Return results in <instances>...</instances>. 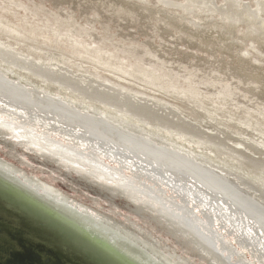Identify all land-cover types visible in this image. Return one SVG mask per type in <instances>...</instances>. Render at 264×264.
<instances>
[{"label": "rangeland", "instance_id": "374dc122", "mask_svg": "<svg viewBox=\"0 0 264 264\" xmlns=\"http://www.w3.org/2000/svg\"><path fill=\"white\" fill-rule=\"evenodd\" d=\"M204 1L199 0L198 2L197 0L194 5L200 7ZM209 1L206 0L204 3H210L211 12L197 13L195 16V14L188 15L179 11L177 5L179 6L183 0H0V46L13 51L17 57L15 60L0 56V73L2 72L6 77L9 75L15 81L19 80V83L30 85L32 88L37 85V90L46 91L50 97L64 99L66 102H70L72 106L79 105L83 111L85 110V113H97L98 116H102L110 123L113 122V124L124 129L130 127L129 124L131 123L137 128L139 127V130L142 128L141 131L143 132L144 130L145 132H154L157 134L155 136H160L159 138L169 147L177 148L180 150L179 152H183L181 155L187 156V163L194 169L197 168L196 166L200 169H209L232 181V178L227 177L221 167L228 170L237 163L234 165L237 166L236 168L243 164L241 169L249 168V171L246 170L249 172V174L247 173L248 177L255 179L256 176L250 171L253 169L256 171L260 168L254 167L253 162L259 160L264 166V35L261 37L250 36V38L245 33L248 24L246 20H241L233 26L223 23L217 15L222 10L224 0ZM236 1L242 6L243 4L245 7L247 5L248 10H252L257 0ZM252 1L255 3L253 4ZM261 1L264 2V0ZM214 6L216 7L214 8ZM206 14L215 15L213 18H208ZM263 14L264 12L261 15ZM263 17L264 15L261 16L262 19H264ZM214 18L217 20L216 22ZM242 23L243 25H241ZM30 63L32 65L39 63L52 68L54 71L62 70V74L66 75L67 73V76H72V78L75 75L73 79L76 83L86 84L95 80L100 83L108 82L109 85L112 84L110 86L116 87L133 97L149 99L165 108L161 111L159 108H155L150 115L143 110L133 113L130 106L122 105V111L118 108L120 113L117 112V109L108 106L112 104L110 101L106 100V104H99V102L88 99L84 92L82 94L62 83L36 74V70L31 67ZM20 64L22 65L20 66ZM90 78L91 80H89ZM86 79L89 81L87 80L85 83ZM166 108H171L180 115L170 113L165 110ZM89 109L92 110L89 111ZM99 110L103 112L101 113ZM126 112L130 114H124ZM133 115L139 120L146 117L149 121L152 120L151 122L155 126L149 125L151 126L149 127L145 122L139 120L138 122ZM119 116H124V119ZM159 116L162 117L160 120ZM15 119L0 114V136L2 137H0V144L4 145L6 150L11 149L20 155L14 156L16 157L14 159L9 158L3 152L5 149H0V160L13 164L16 168L26 172H35L40 178L31 173L32 176L45 184L49 183L44 179L49 177L56 179L53 183L68 196H73L69 189L76 186L79 189L75 192L78 193H75V197L71 199L83 205L85 211H94L95 209L98 213H103L113 219L117 226L121 227L122 225L134 231L117 215L114 216L104 207V210L96 209L88 201L89 196L99 198L102 201L104 198L113 197L112 201L105 200L111 206L110 210L115 212L118 208L122 212L126 211V208H122L124 207L122 203H126L125 200H122V203L120 200H114L116 188L113 187V184L101 179L98 180V176L92 173L89 175L87 173L89 170L84 169L88 167L86 164L91 162L90 164L99 166L105 173L116 175L122 182L138 186L139 181L136 180V176L127 173H124L126 176L117 174L108 165L95 161L80 154L81 151H77L72 153V156L77 158L79 154L82 155L83 158L79 160L85 167L81 169L78 165L72 164L74 167L68 168L70 173H72L71 169H81V174H79L80 177L76 176V179L74 175L70 178L69 173H66L68 175L66 176L63 171L57 170L55 160L49 161L55 151L64 153L61 150H56L58 141L52 145L46 143L42 138L38 139L35 135L37 133L35 128L31 127L32 129L28 133L23 129L26 126L17 119L15 121ZM115 119L117 120L115 121ZM7 122L18 127L20 124L23 128L14 129ZM182 123L184 125H180ZM159 124L160 126H158ZM194 125L199 128H194ZM155 127L157 128L155 129ZM132 128L134 127L132 126L130 129ZM43 137L46 138L44 135ZM177 144L179 145L177 146ZM206 144L208 147L205 148ZM32 145L35 148L29 150ZM197 146L201 147L200 149L203 151ZM216 148L217 150H215ZM39 149L43 153L39 152ZM216 156L217 158H215ZM235 167L233 168L235 169ZM258 173L261 174L257 178L262 177L264 180V172ZM233 184L237 193L240 191L237 194L239 199L241 196L250 199L257 193L253 186L243 179L233 182ZM66 186H70L69 189ZM88 186L90 188L82 189ZM149 188H151V192L156 194L154 187ZM106 190L113 192L105 197L102 192ZM161 195H158L160 198L155 195V198L160 199V203L163 201L166 206L171 207L176 216L192 220V217H186L185 208ZM242 201L245 202V199ZM251 202L258 203L253 198H251ZM247 205L249 204L247 203ZM258 205L260 204L258 203ZM254 206L251 205V207ZM132 207L137 214L135 216L137 220L147 219L154 228L152 232L159 240L168 239L173 244L180 242L181 246L184 247L183 249H187L185 251L189 252L192 257H196L197 262L200 259L205 262L204 264L212 263L207 255L206 257L198 256L195 245L182 234L173 222H166L162 220V216L150 212L151 207L147 208L148 210L136 209L135 205ZM254 208L258 211L261 209L257 204ZM261 213L264 214L263 211ZM192 221L204 234L213 236L214 242L212 244L222 258L227 259L229 264H241L242 255L238 253L237 256L232 255L226 249L232 247L229 243L221 240L222 238L220 239L217 233L203 228V225L201 226L197 221ZM149 240L160 249L154 240ZM145 246L156 250L154 247H148L147 244ZM157 252L161 253L159 250ZM172 257H169L171 263H175L173 260L175 258ZM187 258L194 264H198L189 257Z\"/></svg>", "mask_w": 264, "mask_h": 264}, {"label": "bare ground", "instance_id": "6f19581e", "mask_svg": "<svg viewBox=\"0 0 264 264\" xmlns=\"http://www.w3.org/2000/svg\"><path fill=\"white\" fill-rule=\"evenodd\" d=\"M204 2H202V6L196 7L194 4L197 3V0H183V2L179 6L177 5V8H179V11L188 15L195 14L196 16L197 13H210L212 10L211 5H209L210 3L208 4ZM254 3L255 2H253V4ZM215 7L216 6H214V8ZM246 7L248 6L246 5ZM246 7L244 6V4L243 6L241 3L239 4L236 0H224L223 7H220L222 10H218L219 13L217 16L223 23H227V25L232 26L241 20H246L248 24L246 26L245 33H247L249 37L256 35L261 37V35H264V19L261 18V16L264 15H261L262 12H264V2L261 0H257L255 3V7L252 10H248V8ZM206 15H208V18H213L215 14L213 16L212 14ZM216 21L217 20H215V22ZM241 25H243V23ZM192 26L195 27L194 25ZM0 56L10 59L17 58L15 57L13 51L5 49L1 46ZM21 65L22 64H20V66ZM8 67L6 68L8 69ZM31 67L36 70V74L44 76L45 78H50L55 82L62 83L68 88L75 89L81 93L84 92V94L86 93L85 96L88 99L99 102V104H106V100L108 102H112V104L114 103V105L109 104L108 106L117 109V112L122 111V105H126L128 107L130 106V109L133 111V113L143 110L148 112L147 114L150 115H152L151 113L155 108H159L160 111L165 108L159 104L154 103L153 101H150L149 99L142 97H133L116 87L110 86L112 84L109 85L108 82L100 83L96 82V80L89 81L91 80L90 78L89 80L86 79L85 83L87 82V80L89 81L86 84L76 83L75 79H73L75 78V75L72 78V76H67V73L66 75L62 74V70L54 71L52 68L45 65L43 66L39 63H34V65L31 64ZM70 73H68V75H70ZM7 76L8 77H6L2 72L0 73V114L4 115L7 118L14 117L17 120L21 121L22 125L26 126L25 128H23V126L15 122L19 125L18 127L7 122L9 125L11 124L14 129L23 128L24 131L29 133L32 128H35V130H37V133L35 135L38 139L42 138V140H44L46 143L52 145H55L58 141L56 150H61L64 153L55 151L54 155L49 159V161H52V159L56 161L55 165L58 168L57 170L63 171V173L66 176L69 175L70 178H72V175L75 176V179L77 178L76 176L80 177V170L82 169V167H85L84 164H82L79 160L80 158H83V156L80 154H83L84 156H88L95 161L97 160L102 164L108 165L111 170L116 172L117 174H121L124 176H126L124 173L133 174V176H136L138 178H136V180L139 181V184L138 186H134L122 182L117 178L116 175L105 173L99 166L90 164L91 162L89 164H86L88 167H85L86 169H84L89 170V172L87 171L89 175L90 173H92L98 176V180L101 179L102 181H105L107 183H112L113 187L116 188L114 200H120L121 203L122 200H125L126 203H122L124 204V207L122 208H126V211L122 212V210H119L118 208L115 212L110 210L111 206H109L107 203L108 201L105 202V200L112 201L113 197H107V195H110V192H113L112 190H106L102 192L104 196L107 197V199L104 198V201L99 198H92L91 196H89L88 201H90V203L94 205L96 209H107L114 216L117 215L120 220L132 227L134 231L127 229V227H123L122 225L121 227H119V225L117 226V224H114L113 219L103 213H98V211H96L95 209L94 211L89 210L93 213L85 211L83 205L71 199L75 197V193H78L75 192V190L79 189L76 186L70 189V186H66L72 193L70 194L73 195L68 196L53 183L56 181V179L50 177L48 179H44L47 183H49L45 184L42 181H39V179L32 176L31 173L33 172L29 173L22 169H18L13 166V164H10L3 160H0L1 177L17 186L18 188H21L23 191L34 197L39 202L43 203L62 217L66 218L85 232L89 233L108 247L112 248L113 250L127 258L133 264H194L187 257L197 262L196 257H192L189 252L185 251L187 249L184 250V247L181 246L180 242H175L176 244H173V242L169 241L168 239L159 240V238L152 232L154 228H152V225L147 219L141 218L140 220H137V218L135 217L137 214L135 213L134 207H132L133 205L136 206V209L141 210L151 207L149 210L150 212L157 213L158 216H162V220L166 222H173L175 226H177V228L181 230L182 234L185 235L195 245V247L197 248L198 256L206 257L207 255L208 257H210V260L212 262L211 264L229 263L226 261L227 259L222 258L221 255L215 250V247L212 244V242H214L213 236L204 234L192 220L197 221L198 224H200L201 226L203 225V228L208 229L210 232L217 233V236L220 237V239L222 238L221 240L229 243L232 247L226 249L230 251L232 255H242L241 264H264V214L261 213V211L264 212V180L262 179V177L257 178V176L261 174L258 172H264V166L261 161L256 160L253 162L254 167L260 168L258 170H256V168V171H253L254 169L250 171L253 175L256 176V178L253 177L255 179H251L248 177L249 172H247L246 170L248 169L249 171V168L244 167L246 168V170L241 169V165L244 166L243 164H240V166L238 165V168H236L237 166L235 167L234 165H237V163H233V167H235V169L232 166H229L232 169L228 170L222 169L221 167V170L227 175V177H231L232 181L229 178L224 177V175L220 176L218 174H215L209 169H200V167L198 166L196 167L199 169H194L192 168L193 166L190 167L187 163V156L184 157L183 155H181L183 152H179L180 150H178L177 148L171 146L169 147L166 143L163 142V140L159 138L160 136L156 137L155 135L157 134H155L154 132L146 131L147 133H149L147 134L145 130L143 132L141 131L142 128L141 130H139V127L137 128V126H134V124L131 123L129 124L130 127H127V122H123L127 123V128L124 129L118 125L113 124V122L110 123L106 118L98 116L97 113H85V110L83 111V108L79 107V105L77 104V106H72L70 102L68 103L64 99H54V96V98L50 97V95H48L49 93L47 94L46 91L37 90L36 84V87L33 86L32 88L30 87V85L27 86L19 83L18 79V81H15L9 75ZM23 76L25 77V75ZM77 77L80 78V76ZM95 107H93L94 110ZM118 108L120 111L118 110ZM90 110L92 109H89V111ZM165 110H168L170 113L179 114L171 108H166ZM102 112L103 111H101V113ZM128 112H130V110ZM124 114L129 115L130 113L126 112ZM133 116L136 121L139 120L135 115ZM160 117L161 116H159V120ZM180 117L183 119L182 116ZM16 119L15 121H17ZM116 120L117 119H115V121ZM139 121L143 123L145 122L148 126H155L154 124H152V120L149 121V119H146V117L145 119L140 118ZM131 125L134 128L130 129L132 127ZM180 125L184 124L182 123ZM158 126H160V124ZM156 128L157 127H155V129ZM194 128L199 127L197 125H194ZM43 135L46 136V138L43 137ZM145 137H148L149 139ZM150 140H152L153 142L155 141L154 144ZM222 140L224 139L222 138ZM221 142L223 143V141ZM178 145L179 144H177V146ZM197 147L198 149L201 148L199 146ZM206 147H208V145L205 146V148ZM34 148L35 146L32 145V147H29V150H32ZM0 149H5L4 145L0 144ZM200 150L203 151V149ZM215 150H217V148ZM77 151H81V153L77 158H74L72 156V153H76ZM3 152H5L7 157L13 159L16 158L14 156L18 157L20 155L14 153L11 149H5ZM39 152L43 153L41 149H39ZM215 158H217V156ZM49 161L48 163H51ZM200 163L202 164L203 162ZM72 164L78 165V167H81V169H71L72 173H70V170L68 168L72 167ZM66 173L69 174L67 175ZM33 175L40 178L36 175L35 172L33 173ZM241 179L245 180L246 183L248 182L249 184H251L254 190L257 191V193L254 194V197H250L260 204L258 205V203H256L257 206H260L262 210H255L254 207L256 206V204L254 202H251V198H244L242 196V198H238L237 194L240 191L237 193L236 187L233 182L235 183L236 181H240ZM149 187H154L157 190H154L156 194L151 192V188ZM86 188L90 187H83L82 189ZM157 194H162L166 196L170 201H173L179 206L185 208L186 217L190 216L192 217V220L189 218L183 219L179 216H176L175 211L172 210L171 207L169 208L168 206H166L163 201L161 202V204L159 202L160 199L155 198L156 196H158ZM158 198L160 197L158 196ZM241 199H245V202ZM247 203L249 205H247ZM251 205H253L254 207H251ZM251 208L253 209L251 210ZM108 221H110V223H108ZM143 235L151 240H154L155 243L160 246V249H158L152 241L145 238ZM146 244L148 245V247H154V249L156 250L147 248L145 246ZM157 250H159L161 253H158ZM168 256H173L175 258L173 259L175 260V263H171L172 261ZM197 263L204 264L205 262L199 259Z\"/></svg>", "mask_w": 264, "mask_h": 264}, {"label": "water", "instance_id": "95a60500", "mask_svg": "<svg viewBox=\"0 0 264 264\" xmlns=\"http://www.w3.org/2000/svg\"><path fill=\"white\" fill-rule=\"evenodd\" d=\"M0 264H133L0 176Z\"/></svg>", "mask_w": 264, "mask_h": 264}]
</instances>
